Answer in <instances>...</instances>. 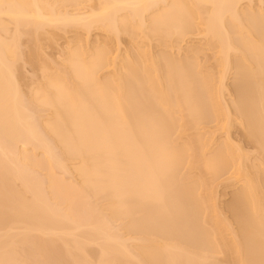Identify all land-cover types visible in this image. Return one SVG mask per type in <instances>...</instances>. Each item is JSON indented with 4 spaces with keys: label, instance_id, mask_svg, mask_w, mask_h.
<instances>
[{
    "label": "bare ground",
    "instance_id": "1",
    "mask_svg": "<svg viewBox=\"0 0 264 264\" xmlns=\"http://www.w3.org/2000/svg\"><path fill=\"white\" fill-rule=\"evenodd\" d=\"M93 2L0 0V153H19L11 160L22 162L10 170L0 154V264H264V0ZM95 26L106 38L94 45L75 33L76 44L50 69L41 35L51 27L89 34ZM43 27L48 32L38 33ZM198 31L216 46L213 71L194 57L198 49L190 47L193 56L181 45ZM28 32L41 35L31 34L20 54ZM123 35L129 41L120 54L114 44ZM22 59L47 64H34L42 71L36 90L19 82ZM212 122L214 130L238 129L253 151L229 136L214 147L201 133ZM19 142L43 149L42 168L57 190L58 180L76 173L80 198L92 201L83 202L90 217L71 210L72 179L59 185L71 194L57 193L71 202L46 182L56 200L44 199L45 177L34 178L42 191L30 176L42 161L24 147L23 154ZM217 180L232 188L224 207Z\"/></svg>",
    "mask_w": 264,
    "mask_h": 264
},
{
    "label": "rangeland",
    "instance_id": "2",
    "mask_svg": "<svg viewBox=\"0 0 264 264\" xmlns=\"http://www.w3.org/2000/svg\"><path fill=\"white\" fill-rule=\"evenodd\" d=\"M95 1H96V0H94L93 3H95ZM97 2H98V1H97ZM96 4H97V3H96ZM243 5H245V4H244V1H242L241 3H239V7L242 8ZM8 27H11V28L13 29V25H12V26L9 25ZM11 28L9 29V32H10ZM28 28H29V27H28ZM49 28H50V27H49ZM51 28H52V27H51ZM51 28L48 29V27H45V30H46V31H44V27H43V30L40 28L41 30H39L38 33H40V31L48 32V30H51L52 32H51V31H50V32L53 33V32L55 31L56 28L54 29V27H53V30H52ZM47 29H48V30H47ZM68 29H70V27H69ZM74 29H75V30H74ZM74 29H73L72 27H71V29L68 30V31H67V29H62L61 31H63V32H61L60 29H58V30L60 31V34H58V32H57V30H56V31H55L56 33L54 32V34H52V36H54L56 39H55L54 37H50L51 40H49V41H48V39H50V38H49L50 35H47V34H50V32H49V33H46V34H44V35H41V34H40L41 36H43V37H41L42 39H40V38H39V39H40L41 42L43 43L42 47H44L43 50H44V52H45V54L43 53V55H45V57H46V58H45V57H42V58L45 59V62H46L49 66H50V64H51L50 69H52V68L55 67V66H56L55 68H57V65H58L60 62H62V59H61V57H62L61 52H63L62 49L65 48V50L67 51V50H69L67 47L74 46V45L76 44V42H77V41H74V40H75L74 38H75L76 36H78V39H79V37H81V40H83V41L86 40V39L88 38V39H87L88 42L90 41V42L93 43V44H94V42L96 43L95 39H97V40H101V39H99V38H102V39H103V35H104V38H106V37H105V34H103V33H104L103 30L100 29V28H98V27H96V26H95L94 28H92V30H91V32H90L89 34H88L87 32H86V33H87V34H86V33L84 32L85 30H84L83 28L81 29V27H79V29L77 28V30H76V28H74ZM27 30H28V29H27ZM199 30H200V27H199ZM12 31H13V30H12ZM12 31H11V32H12ZM11 32H10V33H11ZM28 33H30V32H28ZM28 33H24V36L22 37V39H21V37H20V39H19V40H20V43H22V46H21V44L19 43V44H20V47L22 48V50H24V51L22 52V50L20 49V51L22 52V53H20V54H23V53H24V55H25V53H28V51H27L26 49L31 45V43H33V42L30 41L31 38H32L33 36H34V39L32 38L33 40H35V39L38 40V37H40L39 34H38V36L35 38V36H36L37 34H35V33H34V34H32V33L28 34ZM41 33H42V32H41ZM75 33H77V34H75ZM198 33H200V32H199V31L197 32V35H199L198 37H197V35H194L193 37L190 36L189 38H188V37L185 38V39H184L185 41L182 42L183 44L181 43V45H183L182 47H184V46L186 45L188 48L192 47V48H196V49H198L199 51L193 49L195 52H196V51L198 52V53H197V56H194L195 53H194V51H193L191 48H190L189 51H187L188 49H187V47H185V48L187 49V50H185V52H186V51H187L188 53L190 52L189 55L191 54V55H193L194 57H198V59H199V57H200V59H201L202 61L204 60V62L209 66V67H206V68H208V70H212V71H213V70L216 68L215 65L217 64V61L215 60L216 58H214V56H213V53H214V51H215V54H214V55H216L215 57H217V54H216V50H217V49H216V46H215V49H216V50H215V49H214V50H211V49L214 47L215 44L211 45L212 48L210 49L211 46L209 45V43H208V46H207V42H210V41L208 40V37H206L207 42L205 43L206 40H204V37L201 35L202 33H200V34H198ZM31 34H32L33 36H32V37H29ZM42 34H43V33H42ZM74 34H75L76 36H75ZM102 34H103V35H102ZM22 35H23V34H21V36H22ZM25 35H26V36H25ZM46 35H47L48 38L45 37ZM55 35H56V36H55ZM72 35H74L75 37L72 36ZM195 36H196V37H195ZM27 37L29 38V40H28ZM72 37H74V38H72ZM121 37H122V38H121ZM121 37L119 38V41L121 40L122 42L120 41L121 43H120V44L118 43L119 45L116 43L117 45L114 44V46H115V49H116L118 52H122V53H120V54H123V52H124L123 49L125 48V46H127V44H128L127 41H129V39H126V38H128L126 35H123V36H121ZM53 39H55V41L49 43V42L52 41ZM110 39H112L114 43H115V42H118V40L115 41V39H113V38H110ZM26 40H27V41H26ZM108 40H109V39H108ZM29 41H30L31 43H30ZM41 42H40V43H41ZM108 42H110V44H111V46H112V48H113L114 46H113L112 41L110 40V41H108ZM42 43H41V44H42ZM91 43L89 44V46H90L89 48H91V47H93V46L95 45V44L93 45V44H91ZM153 44H154V43H153ZM69 45H70V46H69ZM92 45H93V46H92ZM154 45H155V44H154ZM152 46H153V45H152ZM202 47H203V48H202ZM205 47H206V48H205ZM66 48H67V49H66ZM151 48H152V51H153V49L155 48L154 51L157 52V49H158V48L156 47V45L153 46V47H151ZM185 48H184V49H185ZM201 48H202V49H201ZM113 49H114V48H113ZM184 49L182 48V50L180 51V53H181L180 55L183 54L182 51H184ZM200 49H201V51H200ZM25 50H26V51H25ZM122 50H123V51H122ZM191 51H193V54H192ZM64 52H65V51H64ZM188 53H187V54H188ZM62 54H63V53H62ZM175 54H176V53H175ZM26 55H28V54H26ZM65 55H66V53H65L63 56H65ZM22 56H23V55H21L20 57H22ZM28 56H29V55H28ZM28 56H26V58H29ZM20 57H19V59H21ZM65 57H66V56H65ZM65 57H63V58H65ZM22 58H24V57H22ZM19 59H18V60H19ZM46 59H48V60H55L56 63H57L56 60H59V61H60V59H61V61H60V62L58 61V63L55 64V65H54V63H53V65H52V62H54V61H52V62L50 61V63H48L49 61H48V60L46 61ZM18 60H17V61H18ZM63 60H64V59H63ZM214 60L216 61V63H215ZM217 60H218V57H217ZM28 61H29V60L22 59V60L19 62L20 65H19L18 62L16 63V64H18V65H16V66H18V67H16V68H17V71H18V73L16 72V74H17V77L20 79L19 82L21 81L23 85H25V84H30V85H28V87L30 88L31 85H32V87H34L33 82H37V83L40 84L39 81H40V80L42 81V79H41V78H42V77H41V76H42V73H41L42 71L40 72V70H41V69H40V68H41L40 65L44 62V60H41L42 62H39V63H41L40 65H39V63L36 64V63H34V62H32L33 64H31V60L29 61L30 63H29ZM45 62H44V65L47 66V64H45ZM213 63H214V65H212ZM21 64H22V65H21ZM34 64L37 65V66H40V68L38 67L40 70H38L37 67L35 68V65H34ZM207 65H205V66H207ZM20 66H21L22 70H21ZM49 66H48V69H49ZM52 66H53V67H52ZM213 66H214L215 68H214ZM210 67H213L214 69H213V68H210ZM18 68H20V70L22 71V74L19 72L20 70H19ZM53 69H54V68H53ZM54 70H55V69H54ZM54 70H53V71H54ZM18 74H19V75L21 74V75L19 76ZM40 74H41V76H39ZM103 74H105V72H103L102 75H103ZM229 76H230V75H229ZM20 77H22V79H21ZM38 77H39V78H38ZM38 79H39V80H38ZM230 79H231V78L228 77V79H227L226 81L229 80V82H231ZM22 80H23V81H22ZM35 80H36V81H35ZM34 84H35V83H34ZM20 85H21V84H20ZM36 85H37V84H36ZM21 87H22L23 90H26V89L28 88V87H26V86H22V85H21ZM23 87H25L26 89L23 88ZM32 87H31V88H32ZM35 87H36V86H35ZM35 87H34L33 89H31V90H32V91H33V90H36ZM37 87H38V86H37ZM37 87H36V88H37ZM27 90H28V89H27ZM29 91H30V90H29ZM25 92H26V91H25ZM27 92H28V91H27ZM48 116H49V114H48L47 116L43 117V118H47ZM40 120H41L40 122H42L43 119H40ZM213 124H214V122L210 123V124H209V127H206V129H205V128H202L201 133H202V136H204V137H209V136H210V137H213V138L215 139V140H214V141H215V142H214V147H217V145L219 146L220 141L223 142L222 140L225 138V136H229V137L232 139V141L241 142V144H242L247 150L253 151V148H252L253 146L251 147L247 142L243 141V138H242V136H241V133H240V131H239L238 129H236V128H233V129H232V128H231L230 131L227 133V131H225V130H214V129H212L211 126H212ZM207 135H208V136H207ZM1 141H2V142H1ZM1 141H0V142L2 143V145H5V144L3 143L4 141H3L2 139H1ZM216 141H217V142H216ZM20 143H21V142H19L18 145L21 146V147L18 146V148H20L19 150H22V149H23L22 147H24V146L22 145V143H21V144H20ZM215 143H216V144H215ZM217 143H218V144H217ZM245 143H247L248 145L245 144ZM28 147H29V146H28ZM24 148L26 149V152L28 151V152L31 153V155L33 154V155H34V158L36 157V158L34 159L33 162H35L36 160H37L36 162H38V160H39V164H40V161H42V160H41V157L43 158V154H44V153H43V149L41 148L42 151H41L40 148H39V150H35V149H34V150H35V151H34L33 148H35V147H33V145H31L30 148H26V147H24ZM1 149H2V148L0 147V151H1ZM25 149H23L24 152H25ZM27 149H29V150H27ZM23 150H22V152H23ZM8 152H10V151H8ZM19 152L21 153V151H19ZM24 152H23V154H24ZM26 152H25V153H26ZM6 153H7V152H6ZM15 153H16V152H13V154H14L15 156H17V159H18V156H19L18 154H19V153H18L17 155H16ZM30 153H28L29 155H28V154H26V155L30 156ZM0 154H1L2 156H3V155H6L5 158H4V156H3V158H4V160L6 159V162L8 161V163L4 162V164L6 163V166H5L4 164H2V163H1V164L4 165L5 167H7V165L12 161L11 159L13 158L14 155H13L12 158L10 159V158L7 156V154H5V153H4V154L0 153ZM35 154H36V155H35ZM9 155H12V154H9ZM21 155H22V153H21ZM21 155H20L19 159L22 158ZM2 156H0V157H2ZM6 157H8L9 159L6 158ZM10 157H11V156H10ZM44 157H45V155H44ZM14 158H16V157H14ZM14 158H13V160L15 161ZM31 159L33 160V158H31ZM0 160H1V159H0ZM9 160H10V161H9ZM20 160H21V159H20ZM44 160L46 161L47 159L44 158ZM44 160H43L42 163H41V167H39V164H38V167H39L41 170H40L39 168H37V170H35V171H37V173L35 172V174L32 173V174H33V175H32V174H31V171L29 170V168H28V169L26 168V169L29 170V173H28V174H31V175H30L31 178L33 177V179L36 178L37 180H39V178H40V180L42 181V179L45 177L44 180H45V179H46V180H45V181H42V183H43V182H44V183L46 182V183L49 185V184H51V183H50V180H49V177H50V179H52L53 177H51V176H52L53 174L51 175V174H48V173H47L49 169H43V168H45L44 165L47 164V162H45L46 164L43 163ZM14 161L11 162V163H13L12 165H11V164L8 165V168L11 167V168H9L10 170H12V166L14 167V166L17 164V163L15 164L16 161H15V162H14ZM18 161H19V160H18ZM1 162H3V160H1ZM36 162H35V163H36ZM14 164H15V165H14ZM18 164H19V163H18ZM18 164L16 165V167H18ZM20 164H22V162H21ZM20 164H19V165H20ZM2 165H0V166H2ZM10 165H11V166H10ZM69 165H72V163H70ZM4 166L2 167V170H1L2 172H3L4 169H5V172L7 171L6 168H4ZM48 166H49V165H47V168H49ZM73 166H74V165H72V167H73ZM16 167H14L13 170H16V169H17ZM22 167H23V165H22L21 167L19 166L20 169H21ZM42 167H43V168H42ZM70 167H71V166H70ZM8 168H7V169H8ZM15 168H16V169H15ZM24 168H25V167H23L22 169H24ZM9 169H8V170H9ZM20 169H19L18 171L21 173L20 175H22V172H23L24 170H22V172H21ZM26 169H25V170H26ZM38 169H39V170H38ZM42 169L45 170V171H43ZM57 170H58V169H57ZM57 170H56V171L53 170V171H54L56 174H59L60 170H59V172H58ZM16 171H17V170H16ZM16 171H15V172L12 171V172H13L12 174H15ZM53 171H52V172H53ZM7 172L10 173L11 171H7ZM19 172H18V174H19ZM45 172H46V173H45ZM49 172H50V171H49ZM3 173H4V172H3ZM44 173H45V174H44ZM55 173H54V175H55ZM62 173H63V172H62ZM62 173L60 172L59 175H61ZM10 174H11V173H10ZM16 174H17V173H16ZM46 174H48L49 176L46 175ZM72 174H73L74 176H76V175H75L76 173H72ZM72 174H69V175L71 176ZM20 175H19V177L21 178L22 176H20ZM59 175H56V176L58 177ZM62 175H63L64 177L66 176L65 173L62 174ZM46 176H47L48 178H46ZM63 176H60V178H62V180H63ZM70 176H69V177H70ZM74 176H73V177H74ZM23 177H24V178L27 177L26 174H25V176H24V172H23ZM41 177H42V178H41ZM69 177H68V175H67V176L64 178L63 181L66 182V181L69 180L68 183H70V181H71V179H72V182H73V180H74L73 187H75L76 185H78V184H77V181H78V177H77V176L75 177V179L72 178V177H70V178H69ZM20 178H19V181H20ZM27 178H28V177H27ZM31 178H30V180H32L33 183H34L35 181L37 182V183H36L37 186H35V187L37 188L38 185H39V183H41V181L38 183V181H37L36 179H34V180H35V181H34V180L31 179ZM67 178H69V179H67ZM22 179H23V178H22ZM22 179H21V182H20V183L17 181L18 179H17V180H14V182H15V183L18 182L19 185H18V184H17V185L20 187V184H22ZM54 179H55V178H54ZM65 179H66V180H65ZM76 179H77V181L75 182ZM27 180H29V178H28ZM47 181H49V182H47ZM56 181H57V180H56ZM59 181H60V180H58V183H59ZM217 181H218V180H217ZM220 181H221V180H220ZM53 182H55V180H54ZM60 182H61V181H60ZM65 182H64V184H66ZM15 183L13 184V181H12V184H13L14 186H16L17 188H19ZM44 183H43V186H44V188H46L45 191H46V193L48 194V195L46 194V195H47V196H46V195L42 192V194L45 195V196L43 195V197H44V199H45L46 197L50 196V194L53 192V191H51V190L47 191V188H48L49 186H50L49 188H51V186H54V185L51 184V185L48 186L46 183H45V184H44ZM56 183H57V182H56ZM58 183H57V185H56V187H58V190H57V189L55 188V186H54V190L57 191V192H56V191L53 192V193H55L54 195H58V196H59L60 193H61L60 195H62V193H63V194L67 193L68 191L66 192V191H64V190H61L62 188H61V186H59V185H61V184H63V183H61V184H60V183L58 184ZM68 183H67V184H68ZM216 183H217V182H216ZM31 184H32V182H31ZM36 184H32V185L34 186V185H36ZM64 184H63V186H65ZM67 184H66V185H67ZM74 184H75V186H74ZM217 184H218V185L215 184V185H216V193H217L216 195H217V199L219 200V201H218V200H217V201H218L219 204L223 205L224 202H225L226 200L228 201V199H229V195H231V194H229V193H230V191H231L232 188H231L230 186H229V187H228V186H225V184H223L222 182L219 183V181H218ZM47 186H48V187H47ZM41 187H42V185L40 184V185H39V189H40ZM59 187H60V188H59ZM42 188H43V187H42ZM42 188H41L40 190L43 191ZM77 188H78L79 190H78V189H77V190L74 189V192H73V188H71V189H72V194H73V193H74V195L76 194L75 197L78 196L77 191H78V193H79V191H80L79 185L77 186ZM37 189H38V188H37ZM39 189H38V190H39ZM51 189H52V188H51ZM59 189H60V192H59ZM67 189H69L68 186H67ZM71 189H69L70 191L68 192V193H70V194H71ZM75 190H76V193H75ZM45 191H44V192H45ZM61 191H64V192H61ZM40 192H41V191H40ZM50 192H51V193H50ZM58 192H59V194H57ZM49 193H50V194H49ZM53 193H52L51 195H53ZM68 193L65 194V195H68ZM81 193H83V192L80 191L79 196H78L79 198H77V197L75 198V197H74V199H76V200L74 201V204H75V205H73V201H72V205L75 206V207H71V210H73V208H74V211H76L75 213L78 212V209H79V212H81V213L84 212L85 209H86V208H84V211H83V207H84V206L86 207V204H87V203H86V204H85V203L83 204V202H88V201H87L86 199H84V200H86V201H83L82 198L85 197V195L83 194V195L81 196V195H80ZM70 194H69V195H70ZM30 195H31V194L29 193V195H27V196H30ZM63 196H64V195H63ZM71 196L73 197V195H70V196H68L67 198H70ZM56 197H57V196H56ZM59 197H62V196H59ZM64 197L66 198V196H64ZM80 197H82V198H80ZM48 198H49V197H48ZM48 198H47V200H46V199H45V200L48 201ZM54 198H55V197H54ZM57 198H58V197H57ZM62 198H63V197H62ZM62 198H61V199H62ZM65 198H63L64 201L62 200L63 202H65ZM85 198H86V197H85ZM49 199L51 200V202H53V200H56V199H53V197H51V196H50ZM58 199H59V198H58ZM58 199H57V201H58ZM61 199H60V200H61ZM50 200H49V201H50ZM67 200H68V202H69V201L71 202V198H70V200H69V199H67ZM67 200H66V202H67ZM57 201H56V202H57ZM44 202H45V201H44ZM56 202L54 201L53 205H55V206L59 205V202H57L58 204H56ZM60 202H61V201H60ZM66 202H65V203H66ZM45 203H47V202H45ZM49 203H50V202H48L47 204L50 205L49 207H51V204H49ZM65 203H63V205H64ZM89 203H92V201H91V202L89 201L87 205H89ZM102 203H103V205H102ZM102 203H101L102 207H103V206L105 207L104 202H102ZM105 203H106V202H105ZM47 204H46V205H47ZM68 204L70 205V203H68ZM60 205H61V204H60ZM60 205H59V206H60ZM63 205L60 206V207H64V206H65L64 208L68 211V209L66 208V204H65L64 206H63ZM72 205H71V206H72ZM77 205H78V207H79L80 205H82V208H81V206H80V208H81L82 210H81L80 208H77ZM106 205H107V203H106ZM55 206H54V207H55ZM59 206H57V208H60ZM224 206H225V205H223V207H224ZM52 207H53V206H52ZM67 207H68V206H67ZM91 207H92V205L90 206V208H91ZM98 207H99V206H98ZM100 207H101V206H100ZM57 208H56V210H57ZM64 208H62L63 211H62V210H61V211H60V210H59V211L57 210V211H58V212H62V213H63V212H66V211H64ZM76 208H77V209H76ZM88 208H89V206H88ZM90 208H89V209H90ZM92 208L94 209V207H92ZM92 208H91V209H92ZM51 209H52V208H51ZM53 209H54V208H53ZM60 209H61V208H60ZM93 209H92V211H93ZM100 209H101V208H100ZM100 209H99V211H100ZM103 209H104V208H103ZM105 209H106V207H105ZM105 209H104V210H105ZM222 209H224V208H222ZM87 210H88V209H87ZM87 210H86V211H87ZM104 210H103V211H104ZM224 210H225V209H224ZM69 211H70V210H69ZM74 211H73V212H74ZM86 211H85V212H86ZM89 211H91V210H88V212H89ZM103 211H102V213H101V211L98 212V215L100 214V216H103V217H105V218H106L107 216H110V215H109V214H110V211H109V213H107V216H106V212L108 211V209H107V211L105 210L106 212H105V211L103 212ZM70 212H72V211H70ZM88 212H86V214H88ZM91 213H92V216L94 217L93 212H91ZM78 214H80V213H78ZM83 214H84V213H83ZM83 214H81V215L83 216ZM74 215H76V214H74ZM88 215H89V217H90L91 214L89 213ZM76 216H77V215H76ZM84 216H85V215H84ZM79 217H81V216H79ZM85 217H87V216H85ZM89 217H87V218H89ZM82 218L84 219V217H82ZM82 218H81V219H82ZM110 218H111V217H110ZM110 218L108 217L107 219H110ZM87 220H88V219H87ZM87 220H86V221L84 220V221L87 222ZM89 220H92V219L90 218ZM89 220H88V221H89ZM82 221H83V220H82ZM84 221H83V222H84ZM124 226H125V224H124ZM124 226H120V227H121V230H120L119 227H118V229H119L120 231H125L126 228H125ZM124 228H125V230H123ZM115 229H116V228H115ZM115 229H114V230H115ZM118 229H117V230H118ZM114 230H113V231H114ZM127 230H128V229H127ZM120 231H119V232H120ZM128 231H129V230H128ZM128 231H127V232H128ZM116 232H117V231H116ZM127 232H126V233H127ZM122 233H123V232H121V235H122ZM126 233H125V234H126ZM130 234H131V233H127L126 236L128 235V236L130 237V236H131ZM124 236H125V235H124V233H123V237H124ZM126 236H125V237H126ZM125 237H124V238H125ZM129 237H128V238H129ZM128 238L126 237V239H128ZM91 248H93V247H91ZM95 250H96V249H94V251H95ZM96 252H97V251H95V254H97ZM19 254H20V253H19ZM95 254H94V256H95ZM32 260L35 261L36 259H32ZM32 260L30 259V261L33 262V263H31V262L29 261L30 264H34V263H35V262L32 261ZM39 262H41V261H38V264H39ZM17 264H18V263H17ZM19 264H21V263H19ZM43 264H46V263H43Z\"/></svg>",
    "mask_w": 264,
    "mask_h": 264
}]
</instances>
